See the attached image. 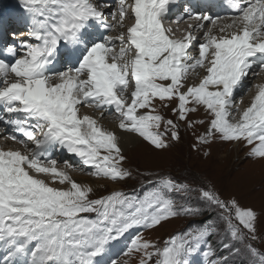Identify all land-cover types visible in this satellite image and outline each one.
Listing matches in <instances>:
<instances>
[{
	"label": "snow or ice",
	"instance_id": "obj_1",
	"mask_svg": "<svg viewBox=\"0 0 264 264\" xmlns=\"http://www.w3.org/2000/svg\"><path fill=\"white\" fill-rule=\"evenodd\" d=\"M176 3L21 0L28 39L0 53V124L10 130L0 139L20 145L0 148V264H189L217 231L209 221L162 245L144 239V231L181 214H201L200 207L177 206V197L193 189L162 177L142 198L114 191L92 199L91 184L69 171L124 181L131 176L123 167L124 135L165 150L179 142L181 122L190 129L207 124L199 145H243L249 159L264 161V82L247 83L264 74V0H227L231 13L215 16L185 8L174 17ZM166 23L188 26L177 38L179 29ZM201 109L207 120L189 119ZM54 150L77 158L79 169L53 158ZM197 191L230 240L255 255L246 241L258 239V214L211 188ZM133 229L123 251L112 256L109 246ZM223 248L240 252L230 242ZM213 254L211 246L204 253ZM221 259L228 264L227 256Z\"/></svg>",
	"mask_w": 264,
	"mask_h": 264
},
{
	"label": "rangeland",
	"instance_id": "obj_2",
	"mask_svg": "<svg viewBox=\"0 0 264 264\" xmlns=\"http://www.w3.org/2000/svg\"><path fill=\"white\" fill-rule=\"evenodd\" d=\"M16 6L22 7L21 0H0V16L6 14H2V11H7ZM253 81L249 82L250 86ZM255 81L258 80L255 79ZM252 92L253 90L247 92L246 96H243V101ZM157 105H159V102H157ZM242 105L243 103H240L238 107ZM173 106L175 105L173 104ZM161 112L166 118L175 119L169 109L161 108ZM189 119L205 118L198 111L190 114ZM206 127L207 124L205 123L190 129L181 122L179 142L171 141L170 147L165 150H156L140 139L144 144L145 151L141 152L140 149L137 151L133 149L134 151L131 153L129 152L132 149L125 153L123 151V155L126 157L123 167L131 172L130 178L118 183L103 179L96 180L118 185L120 188L115 189V191L122 192L146 188L149 186L150 181H158L162 177L172 178L179 183L187 184L193 191L187 196L177 197V206L188 204L200 207L201 214L196 216L181 214L159 226L158 228L163 226L160 231H156L158 230L157 228L152 231H144V239L153 240L162 245L164 240L181 234L184 228H189L195 232L209 221H212L217 231L213 233L214 238L211 242L214 243L216 249L218 248V241H228L234 247H239L240 251H246L245 253L239 252L238 257L235 258L236 262L233 261L234 263L232 264H261L257 249L264 253V161L249 159L247 155L248 148L246 147H235L230 143L218 140L211 145L197 144V137L205 132ZM205 153H208V155H205ZM224 155H228V157L225 158ZM78 174L80 173L78 172ZM189 183L194 185L191 186ZM105 187L106 189L104 190L93 192L91 198L96 199L114 192L111 189L112 185H106ZM198 187L211 188L221 199L226 201L234 198L241 207L251 208L258 214L256 233L258 239L246 241L247 243H253V248L256 249L255 255L249 252L244 244L240 245L230 240V237L226 234V225L220 221L218 213L201 203L200 194L197 191ZM208 216L210 217L207 218ZM137 231V229H133L126 233L125 242L130 240ZM206 244H209L208 239ZM120 247L121 245H119V250L114 254V257L121 253L125 246H122V249ZM195 261L200 262L199 264H211L204 253H196ZM133 264H135V261ZM189 264L195 263L189 261Z\"/></svg>",
	"mask_w": 264,
	"mask_h": 264
},
{
	"label": "bare ground",
	"instance_id": "obj_3",
	"mask_svg": "<svg viewBox=\"0 0 264 264\" xmlns=\"http://www.w3.org/2000/svg\"><path fill=\"white\" fill-rule=\"evenodd\" d=\"M109 2L115 4V0H109ZM223 4L224 3H222L220 5H217V8H219V10L217 11V13H211V14L213 16H215V15H225L226 12H224V10H223ZM109 10L110 9H106V11H109ZM26 16H27V14L24 12L23 8L15 7L13 9H11L10 19L16 20V25H18V31L17 32H13V33L16 34V36L13 37V35H12V41H11V43H9V37L10 36H7V32L3 30L4 29L3 22L0 19V32H1V35H0V53L3 52V50L5 49L6 46L12 45V44H14V42H16V44H18V42L20 40H23L24 39V35H26L25 33H27V30H28V27H29V24H28V21H27ZM180 27H182V26H180ZM185 29H187V26L185 27ZM182 35L183 34L180 31L177 32V38H179ZM3 58L5 60H11L12 59V57L9 56V55H7V54H3ZM256 79L258 80V78H256ZM252 80H253L252 77L251 78L248 77V79H247L248 85H249V82L251 83ZM262 82H264V80H262ZM244 97H245V95H244ZM247 99H249V98L246 97L244 99V105L246 107L249 105V103L251 101V100H247ZM82 111L85 112V113H88V114H92L91 113V110H89V109L88 110L87 109L86 110L85 109H82ZM199 112L203 115V118L207 119V117L205 116V114H204V112H203L202 109L199 110ZM0 114H3L2 111H0ZM5 115H7V114H5ZM104 123H105V125L107 127L115 128V124L112 123L110 120L104 121ZM9 131L10 130L3 131L2 132L3 133L2 136L9 134ZM1 140L2 141H5L3 139H1ZM5 143L9 147H6L4 150H6V149H8L10 147L20 148V145L14 143L11 140L5 141ZM219 144H221V143H219ZM230 144H232V143H230ZM232 145H234L235 147L244 148L243 145H240V146H237L235 144H232ZM137 147H139V148H137ZM122 148H123L124 153L125 152H129L130 149H132V151H130L129 153L133 152L134 150L137 151L138 149H140L141 152L142 151H145L144 144H143V142H141L140 138L133 137V136H129V135H126V134L124 135V139L122 140ZM224 157L226 158V157H228V155H224ZM53 158L57 159L58 161H65V160H67L71 164L75 165L77 169H79V167H80L79 160H73V159H69V158H60V157H58V155L53 156ZM59 166L60 167H63V164L61 163ZM69 171L71 172V175L73 176V178L76 179L78 182H84V183L91 184V186L94 189L93 192H98L99 190L106 189V187H105L106 185H112V188H111L112 191H115V189H119L120 188V187H118V185H113V184H111V183L109 184L108 182H105V181L96 180L97 178H93V177H90V176H86L84 173L79 172L80 174H78V172H76V171H74L72 169H69ZM82 174H84V175H82ZM162 227L157 228L158 230H156V231H160ZM153 234H156V233H153ZM2 255H3V253L0 252V256H2Z\"/></svg>",
	"mask_w": 264,
	"mask_h": 264
},
{
	"label": "trees",
	"instance_id": "obj_4",
	"mask_svg": "<svg viewBox=\"0 0 264 264\" xmlns=\"http://www.w3.org/2000/svg\"><path fill=\"white\" fill-rule=\"evenodd\" d=\"M189 185H194V184H190ZM217 212V211H216ZM210 216H208L207 218H209ZM182 231L184 232H188L189 231V228H184ZM213 234H211L209 237H207L208 239V243L209 244H206V243H202L201 244V247H203L205 249L204 252H207L209 251V246H211V249L213 251V255H210L208 256L210 258L211 261H215L216 264H223V261H222V257L224 256H227L228 257V264H232L234 262H236L235 258L238 257V254L233 252V256L232 254H229L228 250L224 249L223 248V243H226L228 241H218V248L216 249L215 246H214V243H212V239H213ZM247 243V242H246ZM252 245V247H254L253 243L252 242H248ZM240 244V243H239ZM242 245V244H240ZM245 245V244H244ZM258 251V256L261 258V257H264V253L261 252L259 249H257ZM246 251H240V253H245ZM232 258V259H231ZM231 259V260H230ZM234 261V262H233Z\"/></svg>",
	"mask_w": 264,
	"mask_h": 264
}]
</instances>
